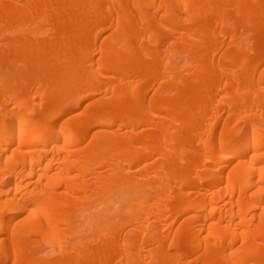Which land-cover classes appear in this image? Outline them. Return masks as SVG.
<instances>
[{
  "label": "bare ground",
  "instance_id": "6f19581e",
  "mask_svg": "<svg viewBox=\"0 0 264 264\" xmlns=\"http://www.w3.org/2000/svg\"><path fill=\"white\" fill-rule=\"evenodd\" d=\"M0 264H264V0H0Z\"/></svg>",
  "mask_w": 264,
  "mask_h": 264
},
{
  "label": "rangeland",
  "instance_id": "374dc122",
  "mask_svg": "<svg viewBox=\"0 0 264 264\" xmlns=\"http://www.w3.org/2000/svg\"><path fill=\"white\" fill-rule=\"evenodd\" d=\"M41 249H42V252H43L44 254H45V253L47 254L48 252H49V253L51 252V249H46L44 245L41 246ZM43 253H42V254H43Z\"/></svg>",
  "mask_w": 264,
  "mask_h": 264
}]
</instances>
